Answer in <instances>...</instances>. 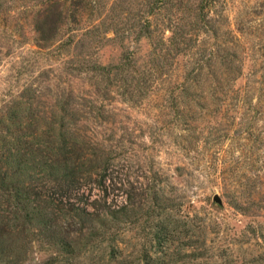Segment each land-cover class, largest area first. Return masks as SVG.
<instances>
[{"label":"rangeland","instance_id":"obj_1","mask_svg":"<svg viewBox=\"0 0 264 264\" xmlns=\"http://www.w3.org/2000/svg\"><path fill=\"white\" fill-rule=\"evenodd\" d=\"M197 2L171 0L156 14L157 0H0V139L15 135L3 126L18 100L22 135L29 112L65 109L73 132L108 156V200L131 197L137 215L115 252L57 220L71 257L44 242L33 219L41 198L21 211L0 193V264H264V0H214L208 27ZM167 7L187 36L181 42ZM146 22L152 33L143 37ZM125 51L143 88L104 90L98 65L118 64ZM45 185L31 184L36 198ZM155 186L159 203L180 197L178 208L153 211Z\"/></svg>","mask_w":264,"mask_h":264},{"label":"trees","instance_id":"obj_2","mask_svg":"<svg viewBox=\"0 0 264 264\" xmlns=\"http://www.w3.org/2000/svg\"><path fill=\"white\" fill-rule=\"evenodd\" d=\"M169 1L171 0H157L154 10L158 12L154 13H161ZM213 1L198 0L195 7L201 21L204 22L203 27L210 25L207 11ZM167 8L169 10L165 9V12H167L166 18L170 24L169 27L173 24V31L169 29L170 33L172 37L175 36L181 42L187 36L181 31V26L176 17L172 15L170 7ZM147 24L148 22H146L144 30L140 31L144 33L143 37L152 33ZM177 30L179 34L175 33ZM131 31H133L132 27L126 34L127 37H121V42H125L130 37L129 35L136 33ZM227 53V56L230 57V53L228 51ZM134 58L130 52L125 51L118 64L98 65V74L101 81L105 83L104 90L119 84V87L124 89L120 95H125V90H128L130 86L143 88L141 79L139 77L134 79V61H136ZM84 67L86 68V66ZM147 78L149 85L157 80L154 74H148ZM132 82L134 83L132 84ZM144 82L148 84L146 80ZM149 85L148 87H150ZM22 97L20 96V98ZM30 100L29 111H31L34 98L30 97ZM21 105L23 102L19 100L13 103L7 112L5 119L7 124L3 126L4 133L15 134L12 142L0 139L2 144L0 145L1 195L8 197L15 204H19L21 211L25 209L24 205L26 207L29 203L40 202L41 198L42 206L40 210H37V216L33 219L41 231H44V242L50 246L61 245L62 250L68 256L76 257V252L75 249L67 250L71 244L64 242L61 237L60 230L55 226L57 220H67L70 222L68 226L76 227L75 231H77L80 241L85 238L86 242H92L101 238L103 241L109 242L111 252L117 251L123 225L133 219L136 221L137 215L131 197L127 202L108 200L107 163L109 159L107 154L96 151L91 140L87 139L82 131L75 134L72 130L75 125L73 122L67 121L71 119L68 117L69 114L65 113V109H62L64 114L59 113L60 108L56 105L37 115V118L32 111L29 112L32 122L27 125V135H22L20 125L21 113L24 109L21 108ZM209 175H211L210 172ZM38 179L44 181L47 189L44 194L36 198L37 194L33 192L31 184ZM28 180L30 182H27ZM95 191H100L102 194H96ZM158 192L159 187L155 186L150 193L152 204L150 208L153 211L168 213L178 208L181 202L180 197H176L172 204L166 205L167 202L161 203L160 201L159 203ZM233 208L242 211L244 206L237 208V204H234ZM61 212H64L63 215ZM36 213L33 212L32 216ZM164 226L159 225L152 236L158 245L167 241L165 240L167 230ZM84 235L86 237L82 238ZM144 257L147 255L145 254ZM55 263L56 261L47 260L40 264Z\"/></svg>","mask_w":264,"mask_h":264},{"label":"water","instance_id":"obj_3","mask_svg":"<svg viewBox=\"0 0 264 264\" xmlns=\"http://www.w3.org/2000/svg\"><path fill=\"white\" fill-rule=\"evenodd\" d=\"M213 202H215L217 205H222L221 199L218 197V195L213 196Z\"/></svg>","mask_w":264,"mask_h":264}]
</instances>
